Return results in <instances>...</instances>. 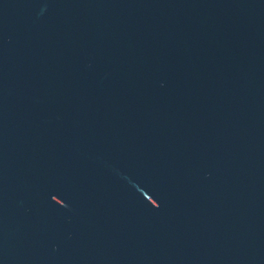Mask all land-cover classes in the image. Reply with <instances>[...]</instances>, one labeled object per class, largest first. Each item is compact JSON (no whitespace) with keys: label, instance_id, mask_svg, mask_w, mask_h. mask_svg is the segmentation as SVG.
Listing matches in <instances>:
<instances>
[{"label":"water","instance_id":"95a60500","mask_svg":"<svg viewBox=\"0 0 264 264\" xmlns=\"http://www.w3.org/2000/svg\"><path fill=\"white\" fill-rule=\"evenodd\" d=\"M0 264H264V0H0Z\"/></svg>","mask_w":264,"mask_h":264}]
</instances>
